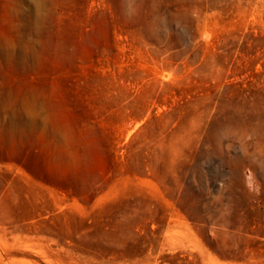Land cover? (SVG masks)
<instances>
[{
    "label": "rangeland",
    "instance_id": "1",
    "mask_svg": "<svg viewBox=\"0 0 264 264\" xmlns=\"http://www.w3.org/2000/svg\"><path fill=\"white\" fill-rule=\"evenodd\" d=\"M0 264H264V0H0Z\"/></svg>",
    "mask_w": 264,
    "mask_h": 264
}]
</instances>
